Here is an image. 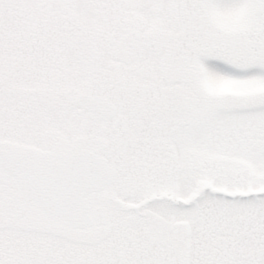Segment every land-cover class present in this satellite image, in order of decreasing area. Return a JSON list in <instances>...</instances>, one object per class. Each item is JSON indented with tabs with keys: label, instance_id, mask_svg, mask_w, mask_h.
I'll use <instances>...</instances> for the list:
<instances>
[{
	"label": "snow or ice",
	"instance_id": "obj_1",
	"mask_svg": "<svg viewBox=\"0 0 264 264\" xmlns=\"http://www.w3.org/2000/svg\"><path fill=\"white\" fill-rule=\"evenodd\" d=\"M0 264H264V0H0Z\"/></svg>",
	"mask_w": 264,
	"mask_h": 264
}]
</instances>
